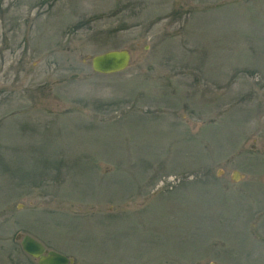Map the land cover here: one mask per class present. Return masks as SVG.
I'll use <instances>...</instances> for the list:
<instances>
[{"label": "rangeland", "instance_id": "rangeland-1", "mask_svg": "<svg viewBox=\"0 0 264 264\" xmlns=\"http://www.w3.org/2000/svg\"><path fill=\"white\" fill-rule=\"evenodd\" d=\"M26 234L72 264H264V0H0V264H37Z\"/></svg>", "mask_w": 264, "mask_h": 264}, {"label": "water", "instance_id": "water-1", "mask_svg": "<svg viewBox=\"0 0 264 264\" xmlns=\"http://www.w3.org/2000/svg\"><path fill=\"white\" fill-rule=\"evenodd\" d=\"M130 51L126 48L111 49L90 57L92 70L99 74H112L125 70L130 62ZM240 174L233 171L231 179L237 181ZM21 247L25 253L38 259V264H70L72 259L56 251H47L45 247L30 235L21 238ZM214 264V263H211Z\"/></svg>", "mask_w": 264, "mask_h": 264}, {"label": "flooded vegetation", "instance_id": "flooded-vegetation-1", "mask_svg": "<svg viewBox=\"0 0 264 264\" xmlns=\"http://www.w3.org/2000/svg\"><path fill=\"white\" fill-rule=\"evenodd\" d=\"M40 242H41V241H40ZM41 243H42V242H41ZM42 244H43V243H42ZM43 245H44V244H43ZM44 247H45V245H44ZM45 249L50 250V249H48V248H46V247H45ZM36 261H37V260H36Z\"/></svg>", "mask_w": 264, "mask_h": 264}]
</instances>
